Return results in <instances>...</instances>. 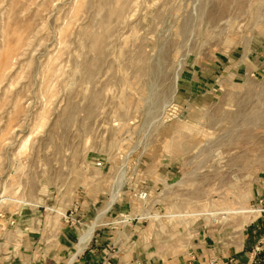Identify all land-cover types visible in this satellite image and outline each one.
Masks as SVG:
<instances>
[{
    "label": "rangeland",
    "instance_id": "rangeland-1",
    "mask_svg": "<svg viewBox=\"0 0 264 264\" xmlns=\"http://www.w3.org/2000/svg\"><path fill=\"white\" fill-rule=\"evenodd\" d=\"M262 104L264 0H0V264L258 257Z\"/></svg>",
    "mask_w": 264,
    "mask_h": 264
},
{
    "label": "crops",
    "instance_id": "crops-1",
    "mask_svg": "<svg viewBox=\"0 0 264 264\" xmlns=\"http://www.w3.org/2000/svg\"><path fill=\"white\" fill-rule=\"evenodd\" d=\"M262 107H261V109L259 110V111H257V113H256V115L254 114V111H252V112H250V113H248V111L246 112V122H247V124H250L251 126H254V115H255V117H256V124H257V126H259V125H261L263 128H264V104H262L261 105ZM13 235H24V233H22V234H18V233H13ZM29 235V234H28ZM84 235V239H87L83 244H79L78 243V250L80 251V250H83L84 249V247L86 246V244L88 243V240H89V236L90 235H88V233H85V234H83ZM81 237V236H80ZM80 239V238H79ZM264 246V245H263ZM264 250V249H263ZM91 252H92V250L91 249H87L86 251H85V256H84V258L86 257H88V256H90V254H91ZM60 253H61V251H60ZM59 253V254H60ZM258 257H253V255L252 254H249V252H245V253H243L242 255H239L238 253L235 255L236 256V262H237V264H238V262H240L239 264H259L257 261H259V260H261L260 259V256L261 257H264V252H262V253H257L256 254ZM253 258H255L254 260H253ZM264 259V258H263ZM38 261H39V259H38ZM245 261V262H244ZM264 261V260H263ZM243 262V263H242Z\"/></svg>",
    "mask_w": 264,
    "mask_h": 264
}]
</instances>
